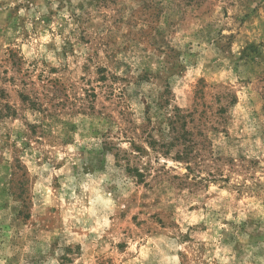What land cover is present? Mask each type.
<instances>
[{
	"label": "rangeland",
	"instance_id": "374dc122",
	"mask_svg": "<svg viewBox=\"0 0 264 264\" xmlns=\"http://www.w3.org/2000/svg\"><path fill=\"white\" fill-rule=\"evenodd\" d=\"M0 264H264V0H0Z\"/></svg>",
	"mask_w": 264,
	"mask_h": 264
},
{
	"label": "trees",
	"instance_id": "16d2710c",
	"mask_svg": "<svg viewBox=\"0 0 264 264\" xmlns=\"http://www.w3.org/2000/svg\"><path fill=\"white\" fill-rule=\"evenodd\" d=\"M183 118H184V116L181 115L179 112H176L173 117H170L169 123H168L169 124L168 125V132H169L171 139H172L171 140L172 141L171 147L179 145L180 144L179 142H182V140H183V142H182L183 143L182 144L183 150H179L177 152L178 157L189 159L188 156L193 151L194 145L188 144V141L191 142L192 132L185 127L186 122L182 120ZM180 122L182 125L179 128L177 126V123H180ZM150 143L153 147H156V144H158L157 141H153V140H150ZM163 144H165V143H162V145ZM135 173H136V177L143 178L142 172H140L138 169H135Z\"/></svg>",
	"mask_w": 264,
	"mask_h": 264
}]
</instances>
